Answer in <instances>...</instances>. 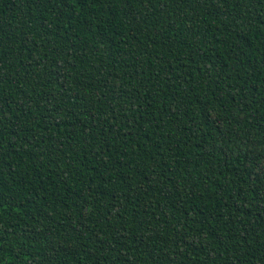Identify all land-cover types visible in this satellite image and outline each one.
Segmentation results:
<instances>
[{
  "label": "trees",
  "instance_id": "obj_1",
  "mask_svg": "<svg viewBox=\"0 0 264 264\" xmlns=\"http://www.w3.org/2000/svg\"><path fill=\"white\" fill-rule=\"evenodd\" d=\"M0 264H264V0H0Z\"/></svg>",
  "mask_w": 264,
  "mask_h": 264
}]
</instances>
